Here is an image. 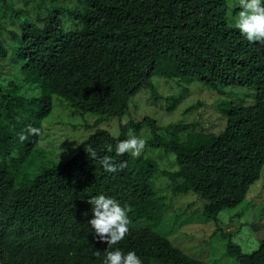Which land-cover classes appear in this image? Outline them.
I'll list each match as a JSON object with an SVG mask.
<instances>
[{"label":"trees","instance_id":"16d2710c","mask_svg":"<svg viewBox=\"0 0 264 264\" xmlns=\"http://www.w3.org/2000/svg\"><path fill=\"white\" fill-rule=\"evenodd\" d=\"M11 1L0 0L4 18L19 22L4 30L0 26V65L9 70L0 72V264H102L104 251L117 246L135 250L144 264H206L174 246L171 234H159L172 199L161 194L158 184L175 197L192 194L205 201L202 221L217 224L219 214L237 207L260 178L264 43L247 41L234 27L239 4L15 0L21 5L13 7ZM160 78L182 87L183 98L190 96L187 86L193 83L223 97L204 110L210 118L196 131L183 133L176 124L163 138L153 118L136 121L129 113L132 99L144 93L168 106L167 113L181 105V95L170 94L171 87L163 93L157 88L154 80ZM53 96L83 117L96 118L62 127L68 133L83 129L77 152L64 162L45 163L34 175L31 161ZM195 104L203 109V100ZM111 121L117 129L106 130ZM29 125L40 134L19 141ZM130 134L147 137L139 157L115 152ZM88 145L97 152L95 158L88 155ZM104 156L126 166L106 172ZM100 193L126 203L129 219L144 221L145 227L129 229L118 245L99 240L89 221L90 201ZM256 243L253 252L244 254L229 242L227 255L238 264H264V240Z\"/></svg>","mask_w":264,"mask_h":264},{"label":"rangeland","instance_id":"374dc122","mask_svg":"<svg viewBox=\"0 0 264 264\" xmlns=\"http://www.w3.org/2000/svg\"><path fill=\"white\" fill-rule=\"evenodd\" d=\"M78 2L80 0H77ZM12 6L21 5V1L12 0ZM15 2V4H14ZM78 4V7L81 5ZM65 5L72 4L71 0H63ZM3 3L0 2V26L2 29H8V24L12 21L19 22L15 19L4 18ZM230 6H237L239 0H228ZM52 6H56L55 3ZM24 18V15H20ZM1 31V28H0ZM4 38L7 37L8 31H4ZM1 36V35H0ZM7 39V38H6ZM9 58L12 60L13 56L9 52ZM1 62V60H0ZM5 63L0 65L1 71H9ZM18 70V69H16ZM157 81V82H156ZM157 83V88L163 90L170 87V94L175 96L181 95L179 98V105L172 113H167L162 103L153 101L151 96L147 93L143 95L138 94L133 98L130 105V115L136 120L140 121L143 116L153 118L160 126L159 135L167 138L172 133V125H182L184 127L183 133L192 132L198 129V123L204 120H209L210 116H206L204 111L206 108L211 109L216 99L223 97L210 87H205L201 83H193L187 86L191 90L188 98H183L182 87L176 86L173 80L163 82V79L154 80ZM172 91V92H171ZM227 93L231 89L225 90ZM158 93H160L158 91ZM203 100V109L196 103V101ZM206 101V103L204 102ZM189 109L185 114L183 111ZM86 118L92 121L96 118L94 115L86 114L84 117L76 110L69 106V103L64 101L59 96H53V109L51 114L44 119L42 123L40 146L36 148L35 154L31 164L33 165L31 171L34 175L41 172L44 164L47 162L58 163L66 161L74 153L77 152V143L84 137L83 129L75 131V133H68L65 125L75 127L83 126V119ZM105 126V125H104ZM103 126V127H104ZM117 129L115 122H109L106 130L111 127ZM169 126H172L168 128ZM113 129V128H112ZM88 134V132H85ZM144 139H147L145 137ZM162 189L161 194L167 195L168 200L172 199V205L165 214V225L159 229L160 235H170V240L174 246L181 249L190 258L202 261L206 264H238L234 259L227 255L228 243L239 246L244 254H249L256 249L257 241L264 240V167L261 171L260 178L249 189L245 199L235 208L223 211L218 216V223L211 221H202L201 215L205 201L200 200L192 194H186L179 197L173 196L172 192L164 188V184L159 183ZM200 217V220H199ZM190 218V224L182 225V222ZM175 219V223L171 222ZM129 229H141L145 227L144 221H132ZM181 222L180 225H178ZM172 230V231H171ZM150 264H156L154 262Z\"/></svg>","mask_w":264,"mask_h":264},{"label":"clouds","instance_id":"9594fccd","mask_svg":"<svg viewBox=\"0 0 264 264\" xmlns=\"http://www.w3.org/2000/svg\"><path fill=\"white\" fill-rule=\"evenodd\" d=\"M239 8L234 27L239 29L247 41L264 43V0H239ZM29 134L39 135L40 129L31 125L27 126L24 132L18 134L19 141L27 139ZM145 146L146 139L130 134L127 139L116 144L115 152L117 155L128 153L139 157ZM107 151H113L111 145L108 146ZM87 153L92 158L97 156V152L91 145L87 146ZM101 163L104 170L110 173H116L118 169L126 166L125 162H113V158L109 156H104ZM90 204L93 217L89 223L95 236L101 241H107L108 245H118L129 232L131 223L128 216L129 206L104 193L93 197ZM96 255H100V251H97ZM102 264H144V262L135 250L124 251L117 246L104 251Z\"/></svg>","mask_w":264,"mask_h":264}]
</instances>
